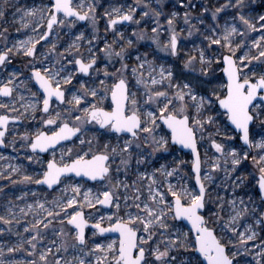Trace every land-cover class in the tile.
Here are the masks:
<instances>
[{
	"label": "snow or ice",
	"instance_id": "6c2138e0",
	"mask_svg": "<svg viewBox=\"0 0 264 264\" xmlns=\"http://www.w3.org/2000/svg\"><path fill=\"white\" fill-rule=\"evenodd\" d=\"M177 4L166 14L163 0H0V148L19 138L39 165L29 174L9 164L0 178L59 193L18 212L2 206L0 264H264V0ZM17 16V31L36 35L10 43ZM196 34L195 54L182 57ZM13 56L25 70L7 71ZM24 121L33 131L20 136ZM173 148L190 154L189 171L179 159L148 171ZM249 160L259 209L235 192L244 176L233 173ZM108 233L118 239H94Z\"/></svg>",
	"mask_w": 264,
	"mask_h": 264
},
{
	"label": "rangeland",
	"instance_id": "374dc122",
	"mask_svg": "<svg viewBox=\"0 0 264 264\" xmlns=\"http://www.w3.org/2000/svg\"><path fill=\"white\" fill-rule=\"evenodd\" d=\"M29 2H34L36 3L37 6L40 5L41 0H28ZM15 2V0H9V5L11 3ZM21 2V0H19V3ZM44 2L46 3L47 0H44ZM105 4L107 3V0H104ZM114 2V0H113ZM129 2H131V0H129ZM153 2V6L155 5V0H152ZM195 3L197 5H200L201 3L203 4H211V5H215L217 3V0H195ZM33 4V3H32ZM10 7V6H9ZM7 8V11L9 13V15L7 16V19L9 21L12 20V16H11V12L12 10L10 8ZM255 7L257 8V12L259 14H264V8L259 7V5H255ZM178 9V4H177V0H163V10L164 12L167 14L170 10H176ZM181 16L183 15V9H179ZM202 10L197 7L192 9V15L196 16L197 14L201 13ZM256 13H254L255 15ZM163 17H161V20L163 21ZM0 24H2V22H0ZM4 26H8V25H4ZM80 30H84L83 26H79ZM135 26H132V28H134ZM149 29V35H151L150 33V27L151 24H149L148 26ZM17 28H19V17L17 16V22L13 25H11L9 27V41L10 43L15 42L16 40H21L24 38L19 37L22 33H23V29L20 28L19 31H17ZM27 30V29H24ZM100 30H101V34L103 35V21H101V25H100ZM41 31H44V29H41ZM131 30H129L128 34L130 35ZM29 36H35V33L31 32V29L28 31ZM186 35V34H185ZM252 35H258L257 33H252ZM54 39V37H53ZM67 38L66 37H62L59 41V44H63L65 42ZM109 39H111V37L109 36ZM133 39H135V37H133ZM199 36L198 34L194 35L191 40H183V44H182V51H181V56L183 57L185 55V52L191 53V54H195V52L193 51V44L192 41H195L197 44H199ZM43 43V42H42ZM150 42L148 41H143V42H139L136 47H138L140 49L141 52H143L147 47L148 44ZM38 48L40 47L39 45L37 46ZM163 56L162 53L158 54ZM165 59H169V58H165ZM13 63L11 65L8 66L7 71H11L13 69L19 68L21 70H25V60L26 58L21 57V56H13L12 57ZM163 62V61H162ZM183 66V60L179 59L176 61V66H175V71L177 73V75H180L181 69ZM7 72L5 70H0V75L6 76ZM191 78V77H189ZM203 87V86H201ZM3 111V110H0ZM12 115H15V113H13ZM19 135L22 136L24 134L25 131H33V129H31L29 127V122L28 121H24L22 125H17L16 126ZM256 131L258 132L259 129L257 128ZM261 138L260 135L256 136V139L259 140ZM9 140L11 139V137L8 138ZM217 140L222 139V137H216ZM113 143H115V141H113ZM205 145V147L209 148V152H208V156H211L212 153L214 152V150L210 149V145L207 141V139H205V141L201 142ZM233 143H238L237 141H226V144H233ZM21 142L19 141V138H17V142H16V149L13 150V147L8 146V147H4V148H0V156H4L7 159H0V172H4L7 169V166L9 164L12 165H23L22 171H27L29 174H34V170L39 168V165L36 163H32L31 165H29V162L24 159L25 156V152H28L27 149L22 148L21 146ZM201 151V159H205V154H204V148L200 149ZM28 154H31L30 152H28ZM59 151H57L56 153V157L57 159H59ZM43 157H46L48 159H50L51 157L49 156V154L47 153L46 155H42ZM156 156L158 157V159H154L151 161L150 163V167H148V171L151 172L153 170V168L155 167H159L161 164L164 165H173L175 162H177V160H184L187 163L180 165L181 169L183 172H187L190 170L191 167V159L192 157L190 156V154L185 153L184 151H177L175 148L170 149L169 153H165L161 156V154L157 153ZM244 164L247 166L246 168L242 167L239 171V173H233V176H235L236 174H241L244 176V184L242 186H240L239 188H237L235 190L236 195H238L239 197H243L245 202H249V197L252 198V200L254 201L255 205L257 206V208L259 209V207L261 206V199L259 196V190H258V184L256 183V180L258 179V173L255 172V169L252 167L251 164V160L244 162ZM135 163L133 162L132 168L133 170H135ZM143 167V166H141ZM10 171V170H9ZM248 173H253V175H249ZM219 177H223V173H218L217 174ZM13 178H19L17 176H14ZM123 179V177H121ZM133 179L135 177H132ZM175 182V181H173ZM82 183H84L86 186H91L92 183L89 181H82ZM194 184V181H193ZM0 187L3 188V191L0 192V210L1 207L4 204H7L9 201H12L13 205L15 206V210L18 212L19 208L21 207H25L26 204H30L33 203L35 199L39 198L40 200H44V199H48L49 201L53 198V196L59 195V193H51V195H49L51 190H47V189H42L40 186L34 185V184H30V185H26V184H16L13 185L11 184L8 180L2 179L0 178ZM227 187V185H226ZM35 191L37 193L36 198H33V196L31 195V193ZM27 192L28 195L24 196V193ZM71 193H69L70 195ZM15 195V198H13V196ZM221 195L225 196L226 198L230 199L233 196V192L231 189H229L227 192H221ZM24 196L23 199H18V197ZM87 211H92L95 212V210H86ZM105 213H107L109 210L104 209L103 210ZM0 214L1 211H0ZM26 220H31L32 217L28 216L26 218H24ZM24 220L21 221V223L23 224ZM107 226V225H106ZM188 228H190L188 225L185 224L184 227V231H187ZM90 234V229L87 230ZM261 235H264V233H261ZM94 239L99 240L101 243H107L111 240H116L118 239V236L112 237L109 236L107 237V239L105 237H100L97 236ZM18 259H22L25 258V254L24 253H20L17 256Z\"/></svg>",
	"mask_w": 264,
	"mask_h": 264
},
{
	"label": "bare ground",
	"instance_id": "6f19581e",
	"mask_svg": "<svg viewBox=\"0 0 264 264\" xmlns=\"http://www.w3.org/2000/svg\"><path fill=\"white\" fill-rule=\"evenodd\" d=\"M33 3V4H32ZM21 7L25 6V5H28V6H37L36 3L34 2H29L28 0H21V2L19 3ZM12 11H14V9H12L11 7H9ZM23 29V28H22ZM30 29H27V30H24L23 29V33L19 36L21 38H24V39H27L29 34H28V31ZM150 167V166H149ZM13 198H15V195L13 196ZM33 198H36V197H33ZM1 213H3V207H1ZM12 239L14 240L15 237L13 236Z\"/></svg>",
	"mask_w": 264,
	"mask_h": 264
},
{
	"label": "water",
	"instance_id": "95a60500",
	"mask_svg": "<svg viewBox=\"0 0 264 264\" xmlns=\"http://www.w3.org/2000/svg\"><path fill=\"white\" fill-rule=\"evenodd\" d=\"M59 147V146H58ZM185 153H188L187 152V150H183ZM47 153H44V154H42V155H46ZM90 182V181H89ZM92 183V182H91ZM186 225H187V223L186 222H184ZM189 227H190V225H188ZM105 236L106 237H109V236H112V237H115V236H118V234L117 233H108V234H105Z\"/></svg>",
	"mask_w": 264,
	"mask_h": 264
}]
</instances>
